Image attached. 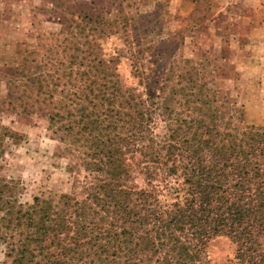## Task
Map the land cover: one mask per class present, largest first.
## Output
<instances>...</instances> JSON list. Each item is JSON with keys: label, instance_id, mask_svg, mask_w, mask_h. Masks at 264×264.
<instances>
[{"label": "trees", "instance_id": "16d2710c", "mask_svg": "<svg viewBox=\"0 0 264 264\" xmlns=\"http://www.w3.org/2000/svg\"><path fill=\"white\" fill-rule=\"evenodd\" d=\"M146 1L59 12L69 69L51 82L32 72L29 107L69 79L58 107L40 104L51 125L72 105L64 129L86 176L77 192L34 196L24 210L0 195L10 264H214L219 236L235 246L231 264H264V126L213 86L209 56L177 53L183 37L163 32Z\"/></svg>", "mask_w": 264, "mask_h": 264}, {"label": "rangeland", "instance_id": "374dc122", "mask_svg": "<svg viewBox=\"0 0 264 264\" xmlns=\"http://www.w3.org/2000/svg\"><path fill=\"white\" fill-rule=\"evenodd\" d=\"M82 1L0 0V195L23 210L34 196L56 198L77 192L85 181L82 149L64 129L69 128L72 105L60 110L64 117L54 125L46 115L48 107L40 104L44 95H37L35 107H29L35 98L29 83L32 72L51 82L63 67L68 71L69 52L63 49L60 28L63 16L71 17ZM106 1L98 0L97 5ZM196 3H200L198 13L193 10ZM145 4L153 18L163 14V32L174 33V40L178 33L183 37L177 53L193 61L209 56L208 78H213V86L243 109L246 123L264 126V0H147ZM119 72L130 82L125 62ZM56 84L55 89L50 86L52 96L44 97L52 102L50 108L61 104L62 88H71L69 79ZM5 215L0 209V235L5 237L0 236V264H10L5 250L13 227L3 222ZM234 247L226 236L211 240L214 264H231Z\"/></svg>", "mask_w": 264, "mask_h": 264}]
</instances>
